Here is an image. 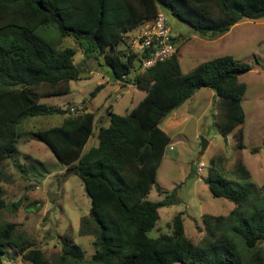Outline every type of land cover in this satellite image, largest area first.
I'll return each mask as SVG.
<instances>
[{
	"label": "trees",
	"instance_id": "trees-1",
	"mask_svg": "<svg viewBox=\"0 0 264 264\" xmlns=\"http://www.w3.org/2000/svg\"><path fill=\"white\" fill-rule=\"evenodd\" d=\"M160 7L211 39L244 18L264 17V0H0V215L8 206L3 163L17 154L19 125L27 117L64 115L60 125L31 131L30 137L44 142L82 179L91 199L79 233L95 236V253L83 262L81 247L67 237L54 264H264V183L237 185L214 166L204 180L213 196L235 208L228 215L205 214L207 234L198 244L186 235L183 212L174 216L171 232L149 236L159 209L170 204L148 199L171 142L162 121L199 89L211 88L221 98V132L227 136L240 128L242 146L247 86L238 76L252 69L249 64L223 55L184 74L176 53L142 70L132 82L145 97L126 114L109 111L108 126L98 129V144L87 150L95 113L41 102L71 92L70 82L80 79L81 69L75 63L77 49L58 48L38 35V28L55 25L60 37H73L87 57L103 55L113 78L126 82L139 67L138 55L119 45ZM42 86L47 87L40 91ZM16 227L0 224V264L11 245L29 264H47L43 250L23 242Z\"/></svg>",
	"mask_w": 264,
	"mask_h": 264
},
{
	"label": "rangeland",
	"instance_id": "rangeland-1",
	"mask_svg": "<svg viewBox=\"0 0 264 264\" xmlns=\"http://www.w3.org/2000/svg\"><path fill=\"white\" fill-rule=\"evenodd\" d=\"M160 9L165 12L178 44L177 57L184 74L202 62L223 55H232L252 67L238 76V81L247 86L242 99L245 111L242 146L237 137L240 128L227 136L221 132V98L211 88L199 89L160 125L171 136V142L148 199L167 200L170 204L159 209L160 218L149 236L156 238L171 232V221L183 212L186 235L198 244L207 234L204 215H228L236 206L226 198L212 195L204 180L211 166L237 185L253 188L264 183V17L244 18L223 36L211 39L198 34L169 9ZM36 33L58 48L77 49L75 63L81 69L80 79L70 82L68 94L42 98L41 102L68 107L72 112L87 109L95 113L94 134L85 146L87 150L98 144V129L108 126L109 111L126 114L145 97L146 91L132 82L143 69L139 65L126 82L116 81L103 55L87 57L73 37L61 38L55 25L40 27ZM119 47L126 48L127 43L122 42ZM63 119V114L25 118L19 125L17 154L3 163L2 184L8 206L1 212L0 224L16 223V235L42 249L47 264H54L60 258L63 239L67 237L81 247L83 262L90 260L96 250L95 236L79 233L81 218L91 208L82 179L59 161L44 142L30 137L31 131L60 125ZM169 119H175L170 127ZM202 137L209 141L203 153ZM3 261L29 264L14 245L6 247Z\"/></svg>",
	"mask_w": 264,
	"mask_h": 264
},
{
	"label": "built area",
	"instance_id": "built-area-1",
	"mask_svg": "<svg viewBox=\"0 0 264 264\" xmlns=\"http://www.w3.org/2000/svg\"><path fill=\"white\" fill-rule=\"evenodd\" d=\"M173 37L166 14L160 10L155 18L146 20L136 31L129 33L126 50L128 54H137L140 67L148 69L178 52V44Z\"/></svg>",
	"mask_w": 264,
	"mask_h": 264
},
{
	"label": "water",
	"instance_id": "water-1",
	"mask_svg": "<svg viewBox=\"0 0 264 264\" xmlns=\"http://www.w3.org/2000/svg\"><path fill=\"white\" fill-rule=\"evenodd\" d=\"M208 145H209V141L202 137V139H201V153H203L206 150Z\"/></svg>",
	"mask_w": 264,
	"mask_h": 264
},
{
	"label": "crops",
	"instance_id": "crops-1",
	"mask_svg": "<svg viewBox=\"0 0 264 264\" xmlns=\"http://www.w3.org/2000/svg\"><path fill=\"white\" fill-rule=\"evenodd\" d=\"M223 36V35H222ZM221 37V36H220ZM219 38V37H218ZM217 39V38H216ZM176 111L175 110H173L172 112H171V114H173V113H175ZM185 112H186V110H185ZM181 113H184V111L182 110L181 111ZM178 115V114H177ZM175 119H169V125H168V127H170L172 124H175V121H174Z\"/></svg>",
	"mask_w": 264,
	"mask_h": 264
}]
</instances>
